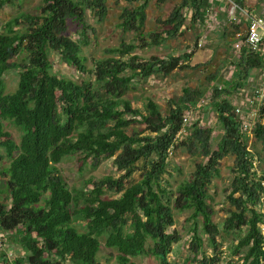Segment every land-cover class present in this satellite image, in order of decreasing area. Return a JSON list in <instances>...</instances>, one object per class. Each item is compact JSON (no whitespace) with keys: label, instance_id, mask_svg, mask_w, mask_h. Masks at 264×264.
<instances>
[{"label":"trees","instance_id":"16d2710c","mask_svg":"<svg viewBox=\"0 0 264 264\" xmlns=\"http://www.w3.org/2000/svg\"><path fill=\"white\" fill-rule=\"evenodd\" d=\"M15 1L0 0V9ZM150 1L125 0L118 26L135 37L105 47L91 68L84 47L96 29L88 22V10L103 21L108 14L106 0H42L38 12L17 15L0 27V148L5 152L0 157L10 159L1 169L10 206L0 204L4 241L0 264H106L102 258L110 257L119 264H135L132 258L143 254L171 264L169 254L182 238L176 229L170 230L175 225L174 209L193 210L188 217L194 225L186 264H219L221 230L214 220L210 186L221 176V161L228 155L235 157L234 178L227 189L230 208L223 229L244 231L230 254L243 264H264V170L257 169L242 117L227 96L231 88H242L252 72L264 69V53L243 47L233 82L213 88L210 104L224 131L214 146L211 126L198 120L186 127L184 122L196 108L200 90L186 87L179 99L168 101L165 112L151 96L136 106L127 94L135 82L191 66L195 49L149 57L136 50L179 35L190 22L204 23L215 0H180L167 18H158L161 28L147 33ZM234 1L248 9L245 0ZM189 9H193L190 18ZM70 21L81 26L80 41L66 34ZM244 23L242 19L235 25L232 38ZM52 52L78 71L92 73L99 88L90 79L55 74ZM10 70L19 71L13 91H7L5 81ZM4 121L21 129L19 142ZM255 134L264 138V124H258ZM179 147L192 156L195 169L170 190L164 185L170 152ZM74 154H80L83 163L113 158L120 174L90 177L84 188L72 190L58 164ZM12 238L24 253L16 255L18 247L8 249ZM209 246L212 255L206 250ZM103 247L116 252L102 254Z\"/></svg>","mask_w":264,"mask_h":264},{"label":"rangeland","instance_id":"374dc122","mask_svg":"<svg viewBox=\"0 0 264 264\" xmlns=\"http://www.w3.org/2000/svg\"><path fill=\"white\" fill-rule=\"evenodd\" d=\"M180 0H165L160 4L159 0H151L147 8L148 23L146 25V32L156 31L161 28L158 18H167L176 4ZM213 3V2H212ZM248 5H255L258 3L264 7V0H246ZM42 0H16L14 4H8L0 9V27L2 24L12 17L24 13H35L39 11V6ZM108 6V14L103 21H98L88 10V22L96 29L95 32H90V44L84 47V55L88 57L87 65L93 67V59L102 56L103 49L107 46L117 45L122 41H131L135 35L130 31H123L118 26L120 22V14L123 6L126 5L125 0H106ZM248 7V6H247ZM257 9V6H255ZM259 8V7H258ZM259 10V9H258ZM231 5L228 0H221L220 4L214 3L212 7L206 12L204 23H188L183 28L182 32L172 38L164 40L159 45L150 46L144 49H137L136 53L145 55L147 57L153 54H182L186 51L195 49L193 57L190 59V67L175 70L168 76H152L146 81L135 82L134 89L127 94L128 97L134 99L136 106H141L145 97L151 96L156 99L162 106L164 112L166 111L167 103L170 99H179L186 87L191 89H198L202 95L198 97L196 108L190 110L186 116L188 121L186 127L192 125L200 120L201 124H206L214 129L213 145L217 146L219 140L223 135L222 123L219 121L217 112L213 105L210 104L211 98L214 96L213 88L215 86L226 87L233 82L234 71L236 69L237 61L240 57V51L234 46L232 41V34L236 29L238 21H232ZM189 18L193 14V9L187 12ZM238 17V16H237ZM240 18L238 17V20ZM245 24L242 25L244 27ZM81 26L73 21L69 22V28L66 32L74 40L80 41L82 39ZM197 45V47H196ZM51 59L54 64V72L59 76L81 80L82 78L95 81V88H99L95 76L92 73H82L74 66L63 62L57 52L51 53ZM258 74L256 75L258 82ZM19 79L18 70H10L5 74V81L7 91L15 90ZM252 81V80H251ZM246 84V90L252 87V82ZM259 83V82H258ZM230 89V87H227ZM245 90V91H246ZM240 89L231 88L227 96L231 98L237 106L243 104L247 93H239ZM225 95V94H224ZM6 130L10 131L16 141H20L21 129L8 121H4ZM187 131L180 136L182 139ZM249 147L256 156L255 165L257 169L262 172L264 170V138H257L255 131L249 134ZM0 153L5 155L4 149L0 148ZM235 157L228 155L221 161V176L214 179L210 186L211 203L215 209L214 220L218 224L221 233L219 239L222 243L220 251H222V259L219 264H243V261L237 255H231L232 248L238 242L240 236L244 231L227 232L223 229V223L228 216L230 204L227 202V194L234 175L231 171V166L234 164ZM10 159L7 157H0V204L3 203L6 207L10 206V197L6 193L5 178L1 175L3 166L8 165ZM61 173L68 182L70 188H84V180L90 177L101 178L108 174L119 175L120 172L116 169L113 158H106L94 164L91 159L83 163L80 154H74L66 157L58 164ZM195 169V162L188 151L183 148H175L170 152L168 173L166 177L168 181L164 185L168 189L174 190L177 185L184 179L188 178ZM141 170L136 173L139 177ZM111 196H117L113 192H109ZM264 212V207L262 208ZM175 212V225L170 230L176 229L181 234V239L174 243L173 250L169 254V261L171 264H186V259L191 256L190 243L192 240L191 228L194 225V220H189L188 217L192 214V209L178 210ZM77 223L80 228H83V219L78 217ZM201 234L202 223H199ZM264 233V224H262ZM2 234V230H0ZM7 234V233H6ZM3 235V234H2ZM8 235V234H7ZM3 239V238H2ZM5 240V239H4ZM6 242V240H5ZM7 240V244H10ZM11 245L8 249L18 247L15 254L24 253L21 247L15 243L12 238ZM4 245V241L2 243ZM4 248V246H3ZM206 250L212 255V248L206 247ZM116 252L113 249L101 248L102 254H109ZM106 264H119L115 257H110L109 260L102 258ZM132 261L135 264H160V261L151 254H143L133 257Z\"/></svg>","mask_w":264,"mask_h":264},{"label":"built area","instance_id":"2783aa9c","mask_svg":"<svg viewBox=\"0 0 264 264\" xmlns=\"http://www.w3.org/2000/svg\"><path fill=\"white\" fill-rule=\"evenodd\" d=\"M231 5V20L241 22L245 20V26L235 32L234 46L241 51L247 47L251 52L264 53V12L256 13L246 7L238 5L234 0H228ZM240 21L238 20V17ZM244 103L236 106V112L242 117V130L248 135L255 131L258 124H264V69L260 73V81L250 89ZM185 115V124L188 121ZM0 235V247H3ZM12 255V253H10Z\"/></svg>","mask_w":264,"mask_h":264},{"label":"crops","instance_id":"0c3cea01","mask_svg":"<svg viewBox=\"0 0 264 264\" xmlns=\"http://www.w3.org/2000/svg\"><path fill=\"white\" fill-rule=\"evenodd\" d=\"M214 3H218V4H220V2H221V0H215V1H213ZM245 6H248V9H250L251 11H253V12H256V13H263L264 12V7H262L261 5H259L258 3H255V5H248L247 3H246V0H245ZM255 6H257V9L255 8ZM259 7V8H258ZM259 9V10H258ZM241 19H243V18H241ZM239 21H240V19H239ZM232 39V41H233V43L235 42V38L233 37V38H231ZM257 73H259L258 74V80L260 81V73H261V71H254V72H252L251 73V75H250V77H249V79H248V81H247V83L246 84H248L251 80V82H252V87H254L258 82H256V80H257V77H256V75H257ZM246 84L242 87V88H239L240 89V91H239V93H242V92H245V93H247V94H250V89L252 88H249L248 90H246ZM246 90V91H245ZM11 253V252H10ZM9 253V254H10Z\"/></svg>","mask_w":264,"mask_h":264}]
</instances>
